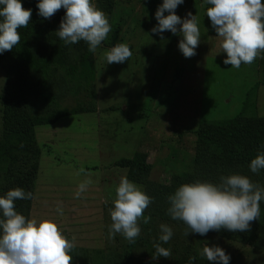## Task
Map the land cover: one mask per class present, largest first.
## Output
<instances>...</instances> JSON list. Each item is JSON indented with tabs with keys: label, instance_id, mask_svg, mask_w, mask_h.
I'll return each instance as SVG.
<instances>
[{
	"label": "rangeland",
	"instance_id": "374dc122",
	"mask_svg": "<svg viewBox=\"0 0 264 264\" xmlns=\"http://www.w3.org/2000/svg\"><path fill=\"white\" fill-rule=\"evenodd\" d=\"M93 2L107 14L112 27L94 54L95 83L87 85L71 78L69 68L79 64L81 55L74 44L65 66L51 62L59 29L56 14L48 20L39 16L30 30L32 52L49 61L46 79L18 47L2 55L0 158L8 164L1 169L0 195L17 187L32 193L33 162L21 159L20 163V151L9 155L3 142L10 113L29 118L94 106L95 113L36 129L43 154L33 210L29 213L30 200L16 201V210L28 219H52L59 225L73 242V249L80 250H72V264H189L190 257L196 258L195 264H212L201 256L206 244L223 248L231 257L230 264H264V202L259 220L245 232L221 230L186 236L188 226L167 214L168 196L189 176L206 174L199 181L219 183L221 177L242 174L264 187L261 174L250 169L211 167V154L197 136L200 122L230 120L242 111L247 93L262 79L264 51L252 64H242L239 69L224 65L226 53L221 39L209 34V6L203 0H185L177 9L182 19L191 12L200 21L201 42L192 58H185L178 48L182 37L165 31L161 39L151 33L158 24L155 12L163 0H111V13L100 1ZM22 3L25 8L24 0ZM120 43L128 45L133 55L123 64H107L106 53ZM178 70H183L181 79ZM91 92L96 93L95 101ZM42 94L49 99L44 100ZM256 99L254 116L264 118L263 86ZM136 152L148 155L152 171L130 181L141 186L153 203L144 213L151 220L147 224L140 221L141 235L133 243L120 234L112 238L109 229L115 188L127 174L115 163ZM88 168L91 171L87 172ZM87 179L93 183L76 198L78 185ZM106 183L113 190L110 198L104 193ZM161 224H168L174 232L173 238L162 244L171 249L170 258H153Z\"/></svg>",
	"mask_w": 264,
	"mask_h": 264
},
{
	"label": "clouds",
	"instance_id": "9594fccd",
	"mask_svg": "<svg viewBox=\"0 0 264 264\" xmlns=\"http://www.w3.org/2000/svg\"><path fill=\"white\" fill-rule=\"evenodd\" d=\"M185 0H163L155 12L157 26L153 35L163 39L170 31L180 36L178 48L185 58H192L201 42L200 21L191 12L185 18L177 15L178 6ZM206 16L212 29L221 39L226 53L224 65L239 69L242 64H252L264 51V0H203ZM38 15L51 19L60 9L65 10L56 34L66 46L84 41L88 50L95 53L112 31L107 14L93 0H38ZM167 13V15H165ZM32 9H25L22 0H0V55L12 51L21 42L18 31L27 28ZM133 55L130 47L120 43L106 53L107 64H123ZM253 174L264 170V152L257 154L249 164ZM93 183L91 179L78 185L76 198H80ZM114 207L110 209L109 234L122 235L135 242L141 235L140 221L150 222L145 210L153 203L141 186L121 177L115 188ZM33 194L17 187L0 195V264H71L73 242L52 219H28L16 210L17 200H31ZM264 187L248 176L231 174L221 177L219 183L195 181L185 183L168 196L167 214L174 221L188 226L186 236L194 233L206 236L210 231L245 232L261 216ZM58 211H61L59 208ZM168 224L160 225L159 242L154 245L153 258H170L172 251L162 244L173 238ZM201 256L212 264H230L231 257L217 245L203 247ZM195 257L189 264H195Z\"/></svg>",
	"mask_w": 264,
	"mask_h": 264
},
{
	"label": "trees",
	"instance_id": "16d2710c",
	"mask_svg": "<svg viewBox=\"0 0 264 264\" xmlns=\"http://www.w3.org/2000/svg\"><path fill=\"white\" fill-rule=\"evenodd\" d=\"M100 1L104 7L111 13V0H97ZM25 9H32V16L27 28H21L18 31L21 35V42L15 46L20 50L24 59L31 65V67L39 72L43 79L47 78L49 61L45 59L42 54H35L32 52V45L30 42V30L33 27V22L39 17L38 9L36 7L38 0H24ZM65 14L64 9H60L56 13V22L59 28L61 19ZM210 22V21H209ZM209 34L212 37H217V33L212 29L211 22L209 23ZM81 52L79 64L69 68V74L73 80L84 82L91 85L96 82L97 69L94 62V54L88 50V44L80 41L77 44ZM71 56L70 46H66L62 40L57 37V43L51 52V62L60 66H65ZM3 56L0 55V61ZM183 70H178L177 78L181 79ZM264 87V65L263 75L260 82H258L246 95L242 111L233 119L224 121H203L200 122L197 131V136L200 144L210 152L211 160L210 166L218 168L219 170L232 171L240 169H249V164L258 153L264 152V118L255 117L258 100L256 99L257 91L260 87ZM92 99L96 100V93L91 92ZM44 100H48V96L42 94ZM96 112V108L87 110L80 106L73 110H60L49 116H34L29 118H21L17 115H10L7 118V123L4 129L3 142L9 151V155L20 151L22 154L19 162L29 160L33 162L31 166V191L33 198L29 202V213L32 210L36 183L41 169L42 150L39 147L36 129L43 126H51L57 124L60 120L83 114H92ZM21 161V162H22ZM20 162V163H21ZM16 163V162H14ZM5 163L0 158V173ZM203 163L200 162V165ZM13 165V164H12ZM18 164H14L16 166ZM12 167V166H10ZM115 167L126 170L127 178L136 180L137 177L149 174L152 171V165L148 163V155L143 152H136L133 157L123 158L115 163ZM87 172L91 169H87ZM204 171V169H203ZM264 180V170L259 172ZM206 174H197L186 177L185 183L195 182L200 180V177ZM180 181V180H179ZM177 189V188H175ZM264 214V213H263ZM264 219L262 215L261 220ZM74 252H80L78 249H73ZM72 264V261H71Z\"/></svg>",
	"mask_w": 264,
	"mask_h": 264
},
{
	"label": "crops",
	"instance_id": "0c3cea01",
	"mask_svg": "<svg viewBox=\"0 0 264 264\" xmlns=\"http://www.w3.org/2000/svg\"><path fill=\"white\" fill-rule=\"evenodd\" d=\"M123 170V169H122ZM40 175V174H39ZM126 177H127V174H126ZM39 178V177H38ZM38 181V180H37ZM107 184V183H106ZM36 186H37V183H36ZM107 188H106V190L104 191V193L106 194V196L108 197V198H110V194H111V191H113L112 190V187L110 186V185H105ZM36 190H37V188H36ZM36 196H37V194H36V191H35V199H36ZM35 199H34V202H35ZM34 202H33V207H34ZM33 207H32V210H33Z\"/></svg>",
	"mask_w": 264,
	"mask_h": 264
}]
</instances>
